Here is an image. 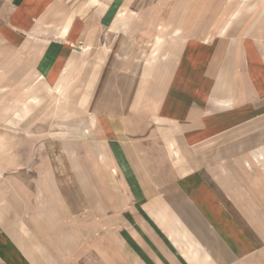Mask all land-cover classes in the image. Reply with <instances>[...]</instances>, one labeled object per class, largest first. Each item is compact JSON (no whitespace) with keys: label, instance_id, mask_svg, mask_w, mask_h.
I'll list each match as a JSON object with an SVG mask.
<instances>
[{"label":"crops","instance_id":"1","mask_svg":"<svg viewBox=\"0 0 264 264\" xmlns=\"http://www.w3.org/2000/svg\"><path fill=\"white\" fill-rule=\"evenodd\" d=\"M5 7L0 71L21 60L81 96L88 124L64 140L47 205L93 233L68 255L0 225L1 264H264V0Z\"/></svg>","mask_w":264,"mask_h":264},{"label":"rangeland","instance_id":"2","mask_svg":"<svg viewBox=\"0 0 264 264\" xmlns=\"http://www.w3.org/2000/svg\"><path fill=\"white\" fill-rule=\"evenodd\" d=\"M8 1L0 0V13L7 10ZM33 47L40 51L43 45ZM160 53L154 46L149 68ZM9 66V70L0 71V225L23 239L26 224L33 239L54 241L56 249L71 255L72 239L86 245L85 236L93 233L92 221L88 227L82 218L79 222L60 206L49 207L47 184L52 178L59 182L66 179L64 140L88 124L79 103L81 96L66 101L33 81L27 63L16 60ZM151 69L145 71V79ZM28 81H33L31 88Z\"/></svg>","mask_w":264,"mask_h":264}]
</instances>
